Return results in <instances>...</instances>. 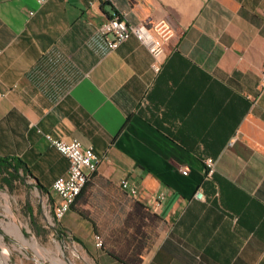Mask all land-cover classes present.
Segmentation results:
<instances>
[{"label":"crops","instance_id":"obj_1","mask_svg":"<svg viewBox=\"0 0 264 264\" xmlns=\"http://www.w3.org/2000/svg\"><path fill=\"white\" fill-rule=\"evenodd\" d=\"M116 15L173 26L161 72L136 37L109 51L97 30ZM263 75L264 0H0V157L22 160L52 206L69 163L44 135L94 148L60 229L96 264H121L95 236L131 210L123 179L160 218L142 264H264Z\"/></svg>","mask_w":264,"mask_h":264},{"label":"built area","instance_id":"obj_2","mask_svg":"<svg viewBox=\"0 0 264 264\" xmlns=\"http://www.w3.org/2000/svg\"><path fill=\"white\" fill-rule=\"evenodd\" d=\"M44 2L45 0H39L40 4ZM97 32L106 42L110 52L117 50L122 43L130 38H138L153 57L152 69L155 73L161 72L162 59L166 54L167 47L177 35L176 30L166 20L134 25L129 24L122 15H116L103 23ZM262 81L264 83V75ZM39 133H42L41 130ZM44 137L50 148L59 152L69 163L67 174L58 177L52 184V190L60 198V202L51 206V218L56 222H61L71 211L84 188L95 177L98 171L99 157L93 147H85L78 139L66 141L51 135H44ZM215 171L216 160L207 158L205 160L206 178L213 177ZM178 172L185 176L188 175V170L183 167L179 168ZM120 188L131 200H135L139 195L138 184L129 179L121 180ZM195 197L203 199L200 191L196 193ZM157 200L161 206L166 200V194L160 193ZM95 246L98 249H102L104 246L103 238L100 235L95 236Z\"/></svg>","mask_w":264,"mask_h":264},{"label":"rangeland","instance_id":"obj_3","mask_svg":"<svg viewBox=\"0 0 264 264\" xmlns=\"http://www.w3.org/2000/svg\"><path fill=\"white\" fill-rule=\"evenodd\" d=\"M22 178L0 189V264H96L72 237L60 233L47 194L31 177ZM106 235L104 244L112 232Z\"/></svg>","mask_w":264,"mask_h":264},{"label":"trees","instance_id":"obj_4","mask_svg":"<svg viewBox=\"0 0 264 264\" xmlns=\"http://www.w3.org/2000/svg\"><path fill=\"white\" fill-rule=\"evenodd\" d=\"M0 174L2 175L0 189L4 186L12 188L16 181H22V177L32 176L27 165L22 160L13 157H0ZM37 188L45 192L39 183ZM84 190L78 198L83 195ZM132 201L131 210L125 220L120 226L111 230V240L106 242L102 248L121 264H142V254L147 246V232L154 229L160 221L159 216L153 213L150 207L137 200ZM32 222L35 225L33 218ZM60 233L65 235L61 229Z\"/></svg>","mask_w":264,"mask_h":264},{"label":"bare ground","instance_id":"obj_5","mask_svg":"<svg viewBox=\"0 0 264 264\" xmlns=\"http://www.w3.org/2000/svg\"><path fill=\"white\" fill-rule=\"evenodd\" d=\"M1 257V256H0Z\"/></svg>","mask_w":264,"mask_h":264}]
</instances>
